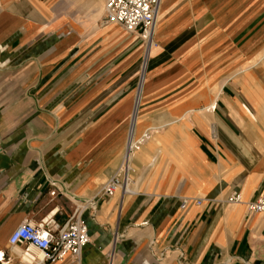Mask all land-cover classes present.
<instances>
[{
  "label": "crops",
  "instance_id": "crops-1",
  "mask_svg": "<svg viewBox=\"0 0 264 264\" xmlns=\"http://www.w3.org/2000/svg\"><path fill=\"white\" fill-rule=\"evenodd\" d=\"M104 3L0 0V261L24 264L18 224L79 208L76 264H264V0H160L139 90L142 42ZM130 125L131 192L104 196Z\"/></svg>",
  "mask_w": 264,
  "mask_h": 264
},
{
  "label": "built area",
  "instance_id": "built-area-1",
  "mask_svg": "<svg viewBox=\"0 0 264 264\" xmlns=\"http://www.w3.org/2000/svg\"><path fill=\"white\" fill-rule=\"evenodd\" d=\"M159 4L160 0H105L104 3L103 22L119 25L125 32L135 34L142 42V71L152 45ZM139 143L138 140L133 139L130 125L121 161L117 169L102 185V195L110 196L116 191L131 192L130 159L133 152L138 149ZM225 201L240 203L242 198L239 192L232 191ZM195 203L198 204L200 201L196 200ZM185 205L186 199L180 202L179 208ZM245 206L248 212L259 214L264 219V190L255 199L245 202ZM80 213V209L76 208L64 225L57 229H52L42 222L34 223L25 220L9 234L8 248L16 252L15 248L19 247L24 253H31L29 248L32 247L40 252L39 263L31 262L30 264L63 263L65 259H69L68 264H76L82 247L89 242L88 228L81 219ZM0 263L8 264V261H0Z\"/></svg>",
  "mask_w": 264,
  "mask_h": 264
},
{
  "label": "bare ground",
  "instance_id": "bare-ground-1",
  "mask_svg": "<svg viewBox=\"0 0 264 264\" xmlns=\"http://www.w3.org/2000/svg\"><path fill=\"white\" fill-rule=\"evenodd\" d=\"M141 84H142V79L139 82L138 90L140 89ZM17 248L19 249L17 251H18V254L20 255V259H21L22 263H25V264H30L31 262L39 263L38 260L41 259L40 252H38L34 248L30 247L29 249H30L31 253L30 252L24 253L23 250H21L19 247H17ZM0 259H1V257H0ZM32 259H35V261H31Z\"/></svg>",
  "mask_w": 264,
  "mask_h": 264
},
{
  "label": "rangeland",
  "instance_id": "rangeland-1",
  "mask_svg": "<svg viewBox=\"0 0 264 264\" xmlns=\"http://www.w3.org/2000/svg\"><path fill=\"white\" fill-rule=\"evenodd\" d=\"M141 65H142V61H141V57H140V60H139V66H140V70H138V77H137V83H136V90L138 89V85H139V82L141 80V75L143 73V71H145V68L144 70L142 71L141 70ZM146 66V65H145ZM17 250H19L18 248H15V251L18 252Z\"/></svg>",
  "mask_w": 264,
  "mask_h": 264
},
{
  "label": "water",
  "instance_id": "water-1",
  "mask_svg": "<svg viewBox=\"0 0 264 264\" xmlns=\"http://www.w3.org/2000/svg\"><path fill=\"white\" fill-rule=\"evenodd\" d=\"M85 202H88V201H85Z\"/></svg>",
  "mask_w": 264,
  "mask_h": 264
}]
</instances>
